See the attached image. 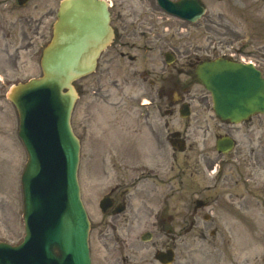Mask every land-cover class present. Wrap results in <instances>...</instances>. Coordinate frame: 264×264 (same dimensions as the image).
Returning <instances> with one entry per match:
<instances>
[{
  "label": "rangeland",
  "instance_id": "rangeland-1",
  "mask_svg": "<svg viewBox=\"0 0 264 264\" xmlns=\"http://www.w3.org/2000/svg\"><path fill=\"white\" fill-rule=\"evenodd\" d=\"M60 1L32 0L25 8L17 9L14 0H10L3 17L14 23L19 21L20 13H31L35 27H40L42 19L41 30L49 33V23L53 26ZM110 1L116 39L103 52L97 70L75 82L80 96L72 114V125L81 139L79 180L91 220L92 264H159L154 260L155 250L174 244V264H264L261 204L254 210L256 216L243 218L245 236L228 237L220 252L219 246L214 247L223 241L219 236H208L211 246L198 236L190 235L176 240L153 237L143 242V221L137 214L141 207L138 197L134 198L129 212L117 218L103 215L98 203L107 184H113L116 177H127L135 164L150 159L151 149L143 138L152 135L150 142L156 137L165 143L168 131L177 129L188 133L189 142L199 143L195 150L213 148V133L219 131L220 123L215 118L210 94L202 84L191 80L186 74L188 71L180 74L179 69L183 66L186 69L189 60L208 56L230 53L252 56V38L264 44V0H204L208 11L194 23L165 13L156 0ZM2 11L0 4V13ZM25 21L20 19L14 26L18 28ZM42 37L35 36L18 53L16 40L7 45L6 39L0 37V58L6 60L4 65L10 66L8 73L2 72L0 66V75L6 81V85H0V239L7 241H16L24 232L21 172L27 159L17 135L18 113L7 93L11 83L17 80L41 76L42 52L36 50ZM6 49L13 53L11 60ZM166 51L175 54L174 63H166ZM128 54L135 58H129ZM14 59L16 67L11 62ZM173 83L178 87L175 91L178 99L183 95L180 103L186 100L191 104V115L187 118L180 117L179 107L171 106L169 99L160 96L166 86L174 88ZM187 87H190L188 92ZM144 100L151 104L141 105ZM171 108L175 112L166 114L165 110ZM253 121L258 126L264 149V114L255 116ZM207 126L210 129L205 134ZM128 139H135L146 147L135 157H129L121 149ZM139 148L140 145L130 144L127 151L134 154ZM124 163L135 164L126 171L120 166ZM112 164L116 169L110 170ZM103 165L107 172H101ZM258 176L259 186L264 190V169H259Z\"/></svg>",
  "mask_w": 264,
  "mask_h": 264
},
{
  "label": "water",
  "instance_id": "water-1",
  "mask_svg": "<svg viewBox=\"0 0 264 264\" xmlns=\"http://www.w3.org/2000/svg\"><path fill=\"white\" fill-rule=\"evenodd\" d=\"M158 1L192 21L205 11L201 0ZM58 17L41 60L43 76L9 94L29 153L22 178L27 235L17 247L0 242V264H91L90 222L77 179L80 143L70 123L78 96L73 81L95 69L113 29L105 0H63ZM198 74L221 118L239 122L264 112V79L252 64L219 58L201 65ZM30 246L33 261L26 257Z\"/></svg>",
  "mask_w": 264,
  "mask_h": 264
},
{
  "label": "flooded vegetation",
  "instance_id": "flooded-vegetation-1",
  "mask_svg": "<svg viewBox=\"0 0 264 264\" xmlns=\"http://www.w3.org/2000/svg\"><path fill=\"white\" fill-rule=\"evenodd\" d=\"M7 2L0 0L4 10L0 13V37L6 39L7 45L16 40L15 51L18 53L35 36L44 37L42 19L40 27L36 28L31 13H20L18 22L9 23L8 18L3 17ZM20 19L26 21L16 28L14 25ZM6 50L11 60L13 53ZM256 51V59L264 73V45H258ZM3 62L6 60L0 58V64ZM14 63L16 65V59ZM189 67L194 70L196 64L190 63ZM222 128L221 134L226 136L234 137L237 131H241L239 142L234 140L235 146L239 147L226 153L216 149L213 150L215 154L203 150L197 155H179L180 151L175 149L165 156L168 163L165 165L162 163L163 142L155 137L156 145L150 158L153 166L143 164L140 175L126 182L125 188H112L110 193L114 204L122 202L128 209L130 198L139 196L142 204L137 214L142 217L144 231L153 237H173L176 240L190 235L208 242V236H219L223 241L218 245H224L226 237L240 233L243 216L249 207L258 203L260 191L264 196L258 176L259 169H264V151L260 149V134L255 123L243 130L232 125ZM222 135L216 133V137ZM180 136L172 137L176 145H179ZM139 181L140 187L134 190Z\"/></svg>",
  "mask_w": 264,
  "mask_h": 264
}]
</instances>
